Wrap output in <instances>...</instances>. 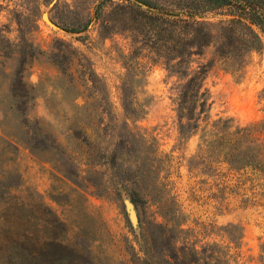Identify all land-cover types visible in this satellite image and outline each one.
I'll return each mask as SVG.
<instances>
[{
	"label": "rangeland",
	"instance_id": "1",
	"mask_svg": "<svg viewBox=\"0 0 264 264\" xmlns=\"http://www.w3.org/2000/svg\"><path fill=\"white\" fill-rule=\"evenodd\" d=\"M249 1L263 14L253 32L229 22L237 8L205 16L212 119H264V0ZM118 2L0 0V34L37 51L23 74L26 104L12 90L20 54L0 52V264H174L176 235L229 248L230 264H263L264 180L235 187L234 172L223 189L189 170L201 138L179 133L181 81L132 54L122 31H101ZM125 97L145 108L136 127L126 126ZM132 188L144 190L137 204Z\"/></svg>",
	"mask_w": 264,
	"mask_h": 264
},
{
	"label": "trees",
	"instance_id": "2",
	"mask_svg": "<svg viewBox=\"0 0 264 264\" xmlns=\"http://www.w3.org/2000/svg\"><path fill=\"white\" fill-rule=\"evenodd\" d=\"M110 1H119L114 6V23L103 20L101 31H122L130 39L132 54L139 53L151 62L162 64L169 74L177 75L181 81L176 100L179 133L182 136L200 133L201 138L198 151L190 160L189 170L194 174L216 177L217 185L223 189L231 187L225 177L234 172L239 174V182L233 185L235 187L241 188L255 178L264 180V119L249 123H241L234 117L212 119L209 113L210 94L204 87L212 61L203 60L206 49L213 43V35L205 20L209 7L237 8V17L229 22H239L251 32V24L256 22L257 17L262 18V10L252 6L249 0L239 5L237 0ZM117 22L121 23L122 28L116 26ZM15 51L20 54V63L12 90L19 102L26 104L29 91L23 74L37 51L22 35L15 42L0 34V52L9 56ZM215 52L222 55L218 46ZM123 104L126 126H129L130 120L136 127V121L143 117L145 108L126 97ZM98 126H102V122ZM143 137L145 144L153 147L155 152L159 151L156 138L152 137L151 143H148ZM128 142L131 143L129 138ZM159 161L163 162L161 159ZM202 182L206 183L207 180ZM143 191L142 188L130 189L132 202L137 204ZM159 202L164 203V200ZM169 216L174 226L180 228L182 211L174 209ZM170 242L174 264H230L232 255L227 247L206 244L198 248L197 242H190L187 237L179 235ZM261 261L264 264V245Z\"/></svg>",
	"mask_w": 264,
	"mask_h": 264
}]
</instances>
